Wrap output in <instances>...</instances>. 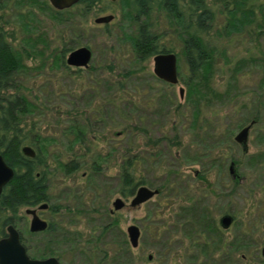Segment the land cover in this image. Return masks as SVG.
Returning <instances> with one entry per match:
<instances>
[{
    "label": "rangeland",
    "instance_id": "obj_1",
    "mask_svg": "<svg viewBox=\"0 0 264 264\" xmlns=\"http://www.w3.org/2000/svg\"><path fill=\"white\" fill-rule=\"evenodd\" d=\"M206 2L220 9L232 3ZM242 8L243 23L231 31L218 13L207 37L209 89L196 99L187 90L183 29L164 14L151 21L159 44L177 56V84L155 76L153 56L137 58L128 0L63 10L48 0H0V43L20 60L0 84L1 105L13 114L0 113V133L16 121L45 160L39 171L49 203L60 206L51 232L29 235L25 220L16 222L31 256L54 255L61 264H264V0H245ZM107 14L109 22L94 21ZM81 45L92 51L89 66H68V53ZM253 118L244 152L234 135ZM131 155L134 184L159 190L136 207L133 195L122 194L132 186L119 178ZM231 160L238 178L229 173ZM118 197L125 205L114 210ZM225 212L234 221L223 230ZM130 224L140 230L136 247Z\"/></svg>",
    "mask_w": 264,
    "mask_h": 264
},
{
    "label": "trees",
    "instance_id": "obj_2",
    "mask_svg": "<svg viewBox=\"0 0 264 264\" xmlns=\"http://www.w3.org/2000/svg\"><path fill=\"white\" fill-rule=\"evenodd\" d=\"M231 2V5L223 4L224 7L220 9L209 5L206 0H128L130 17L135 22L132 43L137 58L140 61H145L160 52H173L172 46L159 44V36L154 30V23L151 21L154 13L164 14L183 29L182 45L189 72V78L186 82L188 85L187 90L189 95L195 94L196 99L200 98L202 88L205 90L208 87L206 85L207 71L210 69L213 59V50L209 47V38L207 37L214 29L218 13L226 18V24L223 26L226 31L237 29L243 23V20L238 18V14L243 11L242 7L245 0H231ZM97 3H99V0H79L78 4L89 9ZM18 61H20L19 58L16 59L12 55L11 46L7 42L0 43V84L8 82L10 71L19 65ZM13 87L18 90L21 86L13 83ZM195 102L194 99L192 103L195 104ZM2 103L4 104V101L0 98V113L13 116L9 112L10 110L1 105ZM15 123L11 124L8 135L7 133H0V137L4 136L6 139L0 152L7 164L18 169L15 180L4 189L0 197V207H10L15 205L17 201L40 197L43 195L45 188V186L39 187L43 183V179L35 180L33 178L36 166L32 164V160L24 157L21 152V147L28 144H26L27 140L20 134L21 129ZM79 132L81 130L77 132V139ZM35 141L40 142L39 140ZM37 146L41 151V144L37 143ZM35 160L39 166L45 164V160L39 151ZM136 162L137 157L131 155L121 163L120 181L128 189L132 186L128 193L127 191L122 193L125 196L133 195L135 187L141 184H134V164ZM74 169H76V163H70L68 170L73 171ZM20 170H23V173H19ZM197 222L204 226L201 220Z\"/></svg>",
    "mask_w": 264,
    "mask_h": 264
},
{
    "label": "water",
    "instance_id": "obj_3",
    "mask_svg": "<svg viewBox=\"0 0 264 264\" xmlns=\"http://www.w3.org/2000/svg\"><path fill=\"white\" fill-rule=\"evenodd\" d=\"M50 4L58 9L63 10L77 4L79 0H48ZM113 18L112 14L97 16L94 21L96 23H107ZM92 51L88 46L81 45L72 49L67 57L66 64L68 66H74L78 68H86L91 61ZM153 73L159 79L171 84H177L179 82V74L177 69V56L174 52H160L153 56ZM179 95L183 96V87H179ZM255 119H252L247 125L243 126L234 136V139L246 145L248 139V133L251 126L255 123ZM22 152L26 155H34V150L29 145L22 147ZM232 166V164H231ZM14 171L9 166L0 153V192L13 177ZM157 188H151L146 185H139L135 190L131 200L130 206L136 207L147 200L151 199L154 195L158 194ZM125 202L121 198H115L113 201L114 210L124 207ZM33 214L31 221V229H42L45 226V222L41 221L33 210L30 211ZM232 216L229 214L223 215L219 222L223 228L229 227L232 222ZM9 235L7 238L0 240V264H59L55 257H48L44 259H33L27 255L24 247L19 243L18 233L12 226H9ZM128 239L132 247L138 245L140 230L134 225H128L127 229ZM262 256L264 257V245L261 248ZM150 257V256H149Z\"/></svg>",
    "mask_w": 264,
    "mask_h": 264
},
{
    "label": "flooded vegetation",
    "instance_id": "obj_4",
    "mask_svg": "<svg viewBox=\"0 0 264 264\" xmlns=\"http://www.w3.org/2000/svg\"><path fill=\"white\" fill-rule=\"evenodd\" d=\"M79 3V2H78ZM77 3V4H78ZM78 47V46H77ZM254 119V118H253ZM252 120V119H251ZM250 120V121H251ZM256 120V119H255ZM249 121V122H250ZM256 123V121H255ZM254 123V124H255ZM253 124V125H254ZM247 125V124H246ZM245 126V125H243ZM242 126V127H243ZM241 127V128H242ZM252 127V126H251ZM240 128V129H241ZM239 129V130H240ZM251 129V128H250ZM238 130V131H239ZM250 132V130H249ZM236 135V134H235ZM234 135V136H235ZM248 136H249V133H248ZM234 141L239 144L242 148V150L244 152H247L248 150V139H247V143L246 145H243L242 143H239L237 142L235 139ZM24 146V145H23ZM22 146V147H23ZM30 146V145H29ZM22 147H21V152H22ZM32 147V146H31ZM33 148V147H32ZM34 150V155H26L22 152L23 156L24 157H27L29 158L30 160H32V164L34 166H36V169L34 171V179L35 180H41L43 179V183L41 184V186L39 187H43L45 186L44 188V192H43V195L42 196H38V197H34L33 199L31 200H22V201H17L15 203V205H11L10 207H0V211H3L2 213V216L0 217V240L2 239H5L8 237L9 235V226H12L13 228H15V230L17 231L18 233V239H19V243L24 247L25 249V252L27 253V255L33 259H44V258H48V257H55L57 259V261L59 262V264H61L60 262V259L57 257V256H54V255H46V256H41V257H36V256H31L30 253H29V248L26 244V241H25V236L24 234L21 232V230H19L16 226V222L19 220V219H24L25 220V224H26V231L29 233V235H34V234H38V233H44V232H51L54 228H55V224L52 220V216H55L57 213H58V210H60V206L58 204H50L49 203V192H48V186L46 184V174L45 172H40L39 171V165L37 164L36 162V156H37V152L35 151V149L33 148ZM4 158V157H3ZM5 160V159H4ZM7 163V162H6ZM232 164V166H231ZM9 165V164H8ZM10 166V165H9ZM43 166V165H41ZM13 171H14V174H13V177L11 178V180L5 185L3 186L1 192H0V197L2 196L3 194V191L4 189L13 181L15 180L16 176H17V172H18V169L11 166ZM229 173L234 176V178H238V175L235 171V162L233 160H231L229 162ZM19 173H23V170H20ZM25 207V210H24V213L25 215L27 216L25 218V216L23 217V215L20 214V210L21 208ZM31 210H33L35 212V214L37 215V217L41 220V221H44L45 222V226L42 228V229H35V230H32L31 229V221H32V218H33V214L30 212ZM113 210H111L112 212ZM44 212H47L48 214L46 215L47 217L44 216ZM225 214H229L232 216V222L230 223L229 227L232 225L233 221H234V215L231 214V213H228V212H225L223 213L219 219H218V224L220 225V218L225 215ZM220 227L223 229V230H226L228 229L229 227L227 228H223L221 225ZM140 237V236H139ZM264 245V244H263ZM262 245V246H263ZM262 248V247H261ZM260 254L262 256V253H261V250H260ZM150 256V255H149ZM148 258L151 259V256ZM262 260H264V257L262 256Z\"/></svg>",
    "mask_w": 264,
    "mask_h": 264
}]
</instances>
